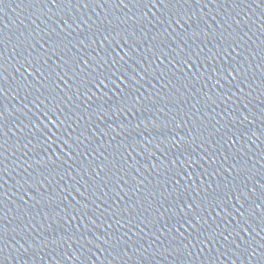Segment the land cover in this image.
<instances>
[{
	"label": "water",
	"instance_id": "95a60500",
	"mask_svg": "<svg viewBox=\"0 0 264 264\" xmlns=\"http://www.w3.org/2000/svg\"><path fill=\"white\" fill-rule=\"evenodd\" d=\"M0 8V264H264V3Z\"/></svg>",
	"mask_w": 264,
	"mask_h": 264
},
{
	"label": "snow or ice",
	"instance_id": "6c2138e0",
	"mask_svg": "<svg viewBox=\"0 0 264 264\" xmlns=\"http://www.w3.org/2000/svg\"><path fill=\"white\" fill-rule=\"evenodd\" d=\"M5 0H0V6H2L4 4ZM47 2L55 5V4H72L73 0H47ZM81 2V0H77V3ZM86 2V0H85ZM121 3H123V0H120ZM136 2L143 4L145 7H148L149 5H151L152 7H155L157 4L159 5H164L167 0H136ZM197 2H199V0H197ZM241 2H245V0H241ZM256 0H253V3H255ZM261 3H264V0H260ZM259 5H257L258 7ZM0 10H2V8H0ZM149 11H151V9H149ZM261 15L264 16V12H261ZM221 23H225L224 21H221ZM230 27V26H229ZM105 39H107L105 37ZM242 39V37H241ZM126 43V41H125ZM232 43L235 44L237 43L236 40H232ZM115 62V58H113V63ZM99 83L103 84V80L99 81ZM245 189H247V185H245ZM197 195H199V193H197ZM249 197H255V200H259L260 203L257 205V207L264 209V179L261 180V188L259 191V196H256V190H247V194H243L242 193V198L244 200L243 204L239 205V208L237 209L236 214L240 217V219L235 220L234 226H233V231L236 232L235 236H233L232 232H221L218 235L220 236V238H222L225 242H234L237 238H241L240 233L243 231V229H240V225L243 224L244 228H248V224H247V220L245 219V217L250 216L251 214L247 212L246 208H245V204H247L249 202ZM241 197H237V200L239 201ZM255 200H253L252 202L255 203ZM227 207V205H225ZM200 206L196 205L195 203H193L192 205L189 206V211L185 212V210L183 208L179 209V212L182 214L181 217V221H178L179 227L176 229L177 232H180L181 235H183V232H181V229H183L184 224H190V226H193L194 230L195 229H200L202 228L201 225V221H204L205 223H207V221L205 220L204 216L200 215V212L198 211V208ZM216 207H219V205H216ZM167 211V210H166ZM255 212V208L253 209V213ZM197 217H199V219H197ZM236 229H240V231H236ZM251 230V229H249ZM191 235V234H189ZM204 232L200 231L197 232V239L192 241L191 244L186 243L185 241H181V244L183 245V247L181 248L179 245L177 246L176 249H173V251L176 252V256L182 257L185 255V249L187 250V253L190 254L191 253V248L196 247L197 244L203 245L205 244V241L211 243L212 241L216 240V235H212L211 233H209L208 235L204 236L203 239H200V236H203ZM3 239V235L2 233H0V240ZM98 240V238H97ZM88 244H91V241L87 242ZM81 248L83 247V245L80 246ZM239 245H236L237 250L239 249ZM100 250V246L97 245V251ZM105 251H107V249H104ZM201 251H203V248L200 249ZM0 251H2V249H0ZM255 249H252V253L255 254ZM169 255H171V253H169Z\"/></svg>",
	"mask_w": 264,
	"mask_h": 264
}]
</instances>
